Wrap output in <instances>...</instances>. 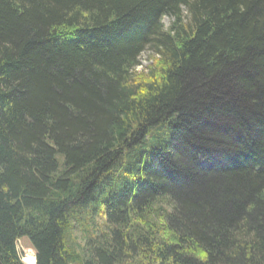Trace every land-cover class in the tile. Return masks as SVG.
Returning <instances> with one entry per match:
<instances>
[{
    "label": "trees",
    "instance_id": "1",
    "mask_svg": "<svg viewBox=\"0 0 264 264\" xmlns=\"http://www.w3.org/2000/svg\"><path fill=\"white\" fill-rule=\"evenodd\" d=\"M22 238L35 264H264V0H0V264Z\"/></svg>",
    "mask_w": 264,
    "mask_h": 264
},
{
    "label": "rangeland",
    "instance_id": "2",
    "mask_svg": "<svg viewBox=\"0 0 264 264\" xmlns=\"http://www.w3.org/2000/svg\"><path fill=\"white\" fill-rule=\"evenodd\" d=\"M171 21V18L168 17V16H163L162 18V23L164 24V27H167L168 24L170 23ZM139 61L141 63L140 66H138L137 68H140V67H144L146 66L147 64H150L151 63V60L150 58L148 57V51H144L143 53L140 54L139 56ZM169 127L167 126H163L159 129H157L156 131H152L154 133H150V136L153 137L154 140H157L160 138V136H165V137H168L169 135ZM154 140L151 141V146L155 143ZM146 147H151L149 143H146L145 145ZM98 221L97 223L100 224V226L104 229V225H103V222L101 221L100 217H98ZM71 237H73V241H76V243H82V240H83V234L81 232H79L78 230H74L72 232V235ZM17 249H18V252H19V255H20V259L22 261L23 264L24 263V259L26 258L27 256V253L28 252H33L34 254V264H35V253L33 251V249L31 248L28 240L26 238H22V239H19L17 241Z\"/></svg>",
    "mask_w": 264,
    "mask_h": 264
},
{
    "label": "bare ground",
    "instance_id": "3",
    "mask_svg": "<svg viewBox=\"0 0 264 264\" xmlns=\"http://www.w3.org/2000/svg\"><path fill=\"white\" fill-rule=\"evenodd\" d=\"M24 263L25 264H34V254H33V252H28L27 253L26 258L24 259Z\"/></svg>",
    "mask_w": 264,
    "mask_h": 264
}]
</instances>
